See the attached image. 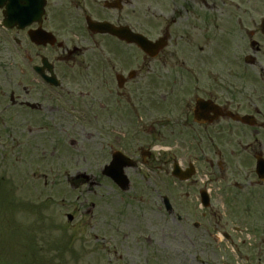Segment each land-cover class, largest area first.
I'll list each match as a JSON object with an SVG mask.
<instances>
[{"label": "flooded vegetation", "instance_id": "obj_1", "mask_svg": "<svg viewBox=\"0 0 264 264\" xmlns=\"http://www.w3.org/2000/svg\"><path fill=\"white\" fill-rule=\"evenodd\" d=\"M3 15L0 137L44 138L45 185L118 197L173 261L264 264V0H44L25 29Z\"/></svg>", "mask_w": 264, "mask_h": 264}, {"label": "rangeland", "instance_id": "obj_2", "mask_svg": "<svg viewBox=\"0 0 264 264\" xmlns=\"http://www.w3.org/2000/svg\"><path fill=\"white\" fill-rule=\"evenodd\" d=\"M7 41L0 42L3 54L15 48ZM26 41V49L35 50ZM44 142L42 137H0V264H189L182 257L173 261L167 241L146 242L155 225L118 197L94 196L82 203L73 192L62 200V187L45 185ZM90 204L94 216H82L79 210H91ZM67 214H74L71 223ZM212 234L207 243L214 247L220 236Z\"/></svg>", "mask_w": 264, "mask_h": 264}, {"label": "water", "instance_id": "obj_3", "mask_svg": "<svg viewBox=\"0 0 264 264\" xmlns=\"http://www.w3.org/2000/svg\"><path fill=\"white\" fill-rule=\"evenodd\" d=\"M4 1H8L9 2V4L11 3H13V5H14V7L15 8H19L20 9V11H32L33 9L30 7V5L28 6L27 4H25V5H19L20 3H22V2H25L24 0H0V5H1V3H3ZM27 2H31V3H34V2H36V0H27ZM13 6H11L10 8H8L10 11L13 9L12 8ZM20 20H19V25H20V27L21 28H24L25 26H27L30 22H31V19H30V21L28 22V19L30 18V14H21V16H20ZM96 26V25H95ZM98 26V27H97ZM96 27L97 28H99V27H101V25H97ZM30 39L33 41V42H35V43H37V44H45V37H44V34H43V32H35V33H33V35H30ZM126 186V185H125ZM123 189H126L125 187H123ZM70 219V218H69Z\"/></svg>", "mask_w": 264, "mask_h": 264}]
</instances>
